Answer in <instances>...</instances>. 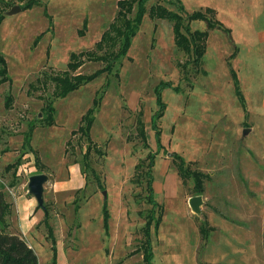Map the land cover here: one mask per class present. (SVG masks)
Masks as SVG:
<instances>
[{
    "label": "rangeland",
    "instance_id": "obj_1",
    "mask_svg": "<svg viewBox=\"0 0 264 264\" xmlns=\"http://www.w3.org/2000/svg\"><path fill=\"white\" fill-rule=\"evenodd\" d=\"M30 1L35 2L31 9L8 14ZM118 1L0 0V54L10 78L0 84V184L11 205L8 232L27 242L38 264H53L44 211L27 192L29 176L40 171L48 175L43 198L55 264H143L142 228L151 205L146 169L136 164L156 152L153 189L163 214L157 233L151 229L154 263L264 264V0H180L188 14L214 9L231 30L230 35L209 31L203 72H195L175 47L172 25L149 17L156 5L175 8L165 4L168 0H150L125 58L111 72L55 98L50 77L66 70L71 53L94 49ZM190 28L205 31L206 24L198 20ZM101 67L85 59L73 75ZM164 81L179 89L161 90L165 108L158 149L150 118L158 109L154 88ZM99 96L91 144L78 128ZM49 101L54 124H37L32 135L38 166L34 152L22 146L23 133L30 121L46 115ZM140 122L148 147L138 136ZM172 154L208 175L199 213L188 205L195 196L192 180L182 182ZM17 158L16 167L5 170ZM206 224L213 229L202 240L198 226Z\"/></svg>",
    "mask_w": 264,
    "mask_h": 264
},
{
    "label": "trees",
    "instance_id": "obj_2",
    "mask_svg": "<svg viewBox=\"0 0 264 264\" xmlns=\"http://www.w3.org/2000/svg\"><path fill=\"white\" fill-rule=\"evenodd\" d=\"M149 1L150 0H119L117 2L116 15L112 23L109 25L108 29L101 35L100 40L94 45V49L91 52H80L79 54L71 53L69 56V61L66 65V70L50 77L51 81L54 84L53 96L55 98L65 97L68 93L78 89L81 85L95 79L103 71L111 72L113 65L117 61H121L125 58L131 47L133 38L139 31L142 19L146 14L145 6ZM33 4H35V2L30 1L24 6H21V10H29L32 8ZM165 4L173 6L175 10L172 11L165 6L156 5L155 7H151L149 17L152 20H165L172 25L175 47L189 58V63L194 68L195 72H203L201 67L206 52V42L209 31L220 30L228 35H230V31L223 27V25L215 19V12L212 9L207 8L188 14L185 11L184 6L180 0H168L165 1ZM5 7L9 8L10 6L5 5ZM3 20L4 16L1 13L0 25ZM198 20L205 22V31L191 30L190 25ZM84 29L85 27H83V30ZM80 35H83L82 31ZM85 59L95 63H100L103 65V67L90 75H73V72L84 64ZM230 72L235 84V90L238 96V100L241 104V107L246 110L245 99L241 93V90L239 89L236 73L233 69H230ZM9 81L10 78L8 76L7 64L3 56L0 54V84ZM163 88H171L173 90L179 89L178 86H173L169 81L161 82L154 88L155 100L158 109L151 116L150 120L151 127L155 132V136L159 146L158 149L160 148L159 135L161 134L159 120L163 115V110L165 108V104L161 100V90ZM100 98L101 97L99 96L98 98L94 99L92 108L88 109L86 114L81 119L85 120L86 118L84 125H80V127L78 128V131L86 136L89 142L91 141L89 130L94 119V112L99 106ZM11 103V95H7L4 102L5 108H10ZM43 111L44 113H46V115H43L41 118L36 119L37 123L36 121L29 122L27 130L23 133L22 140V146L28 148L31 153L34 152V163L38 166L39 157L37 155V152L34 151L33 148H31L30 142L33 131L36 128L37 124H39L40 126H51L54 124L55 107L53 106V102L49 101L43 107ZM138 116H141V112L138 113ZM141 125L142 122H140V126ZM138 136L142 140L144 147H148L143 126H141L140 131H138ZM155 153L156 152H148L145 160L139 161L136 164V168L142 166L143 169H146V171L144 172L146 182L145 190L147 192L146 202L151 205V209L149 210L144 226L142 228L143 242L141 244V250L143 264H155L153 261L154 253L152 248L151 229H153L155 233H157L163 214V206L159 205V203L157 202L153 189L154 177L152 169L155 162ZM85 157H87V155ZM172 157L175 160L173 161V163L176 166L177 174L182 182L184 183L187 180H192L194 194H203L205 190L204 181L208 177V175L197 169H192L191 165L185 162L179 155L172 154ZM18 163L19 161L17 158L12 163L6 165L5 170L15 168ZM85 165L87 166L86 162ZM38 173L41 172H35L34 174ZM155 208L159 210L157 216H155ZM43 211L44 225L47 229V237L52 243V263L55 264V237L53 235L52 228L47 222V208L45 207ZM10 212L11 205L6 201L3 187L0 184V264H38L36 253L27 244V242L20 235L8 232L7 229L9 227V223L7 221V217L10 215ZM103 213L105 218V227H107L108 214L105 205L103 206ZM212 229L213 227L208 226V224H206V227H204L203 225H199L198 231L201 235V239H207L208 234Z\"/></svg>",
    "mask_w": 264,
    "mask_h": 264
},
{
    "label": "water",
    "instance_id": "obj_3",
    "mask_svg": "<svg viewBox=\"0 0 264 264\" xmlns=\"http://www.w3.org/2000/svg\"><path fill=\"white\" fill-rule=\"evenodd\" d=\"M21 11V8L18 6L13 7L8 14H16ZM243 134L247 133V129L243 130ZM48 181V175L45 173H38V174H32L28 178L27 182V192L30 194L36 201L37 206L44 210L45 205H44V198H43V193H44V184ZM202 204V196L201 195H195L191 196L188 199V205L190 209L194 213H199L200 212V205Z\"/></svg>",
    "mask_w": 264,
    "mask_h": 264
},
{
    "label": "crops",
    "instance_id": "obj_4",
    "mask_svg": "<svg viewBox=\"0 0 264 264\" xmlns=\"http://www.w3.org/2000/svg\"><path fill=\"white\" fill-rule=\"evenodd\" d=\"M207 8H209V7H204V9H207ZM203 9V10H204ZM209 9H212V8H209ZM214 12H215V19L217 20V18H216V14H217V12L214 10V9H212ZM219 23H221L222 25H223V23L222 22H220L219 20H217ZM223 27H225L224 25H223ZM226 28V27H225ZM226 29H228V28H226ZM229 31H230V34H231V30L230 29H228ZM31 141H32V138H31ZM30 144H31V142H30ZM71 173V175H72V171L70 172ZM32 200H34V199H32ZM212 227H213V225H212ZM215 228V227H214ZM218 228H219V226H218ZM199 232V231H198ZM211 236H209V240L211 241ZM207 240V239H206ZM208 240V241H209ZM213 242H215L213 239H212V242L211 243H213Z\"/></svg>",
    "mask_w": 264,
    "mask_h": 264
}]
</instances>
